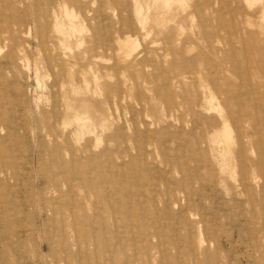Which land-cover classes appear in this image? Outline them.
<instances>
[{
    "label": "rangeland",
    "instance_id": "obj_1",
    "mask_svg": "<svg viewBox=\"0 0 264 264\" xmlns=\"http://www.w3.org/2000/svg\"><path fill=\"white\" fill-rule=\"evenodd\" d=\"M263 9L0 0V264H264Z\"/></svg>",
    "mask_w": 264,
    "mask_h": 264
},
{
    "label": "bare ground",
    "instance_id": "obj_2",
    "mask_svg": "<svg viewBox=\"0 0 264 264\" xmlns=\"http://www.w3.org/2000/svg\"><path fill=\"white\" fill-rule=\"evenodd\" d=\"M259 1H262V0H259ZM256 13H258V12H256ZM260 14L262 15V19H264V9L260 12ZM250 16H254V15H250ZM76 29H79V28L76 27ZM133 46H134V42L131 41L130 39L127 40L124 43L122 42V47L125 50H130L131 47H133ZM214 100H215L214 99V95L212 93H210V99L207 102V105L209 106L210 109H214L215 108ZM212 141H213L214 144H217V145H224V144H228L229 143V139L224 137V136H214Z\"/></svg>",
    "mask_w": 264,
    "mask_h": 264
}]
</instances>
